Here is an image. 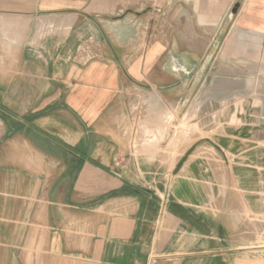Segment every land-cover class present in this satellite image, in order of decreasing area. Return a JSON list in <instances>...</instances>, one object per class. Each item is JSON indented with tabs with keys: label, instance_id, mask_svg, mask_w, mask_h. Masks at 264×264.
I'll return each mask as SVG.
<instances>
[{
	"label": "crops",
	"instance_id": "obj_1",
	"mask_svg": "<svg viewBox=\"0 0 264 264\" xmlns=\"http://www.w3.org/2000/svg\"><path fill=\"white\" fill-rule=\"evenodd\" d=\"M259 179L264 0H0V264H257Z\"/></svg>",
	"mask_w": 264,
	"mask_h": 264
},
{
	"label": "rangeland",
	"instance_id": "obj_2",
	"mask_svg": "<svg viewBox=\"0 0 264 264\" xmlns=\"http://www.w3.org/2000/svg\"><path fill=\"white\" fill-rule=\"evenodd\" d=\"M233 19L230 22L229 27L232 25ZM228 27V29H229ZM81 58H89L92 61H108L111 60L110 53L106 52L103 47H98V50L96 52L90 53V52H79ZM120 52H114V56H120ZM132 60V59H130ZM207 70L194 69V75L195 76H203L205 75ZM196 81V80H195ZM182 91L184 93V96L186 97V103L190 102L189 98H193L196 93L201 90V83L194 82L193 84L184 85L181 87ZM188 92V93H187ZM190 96V97H189ZM172 118V125L171 127L167 126V128H164L162 130L161 134H152L147 133V136L145 140L147 142L155 140L157 142L163 143L162 147V155H169L171 152V149L174 150V148L166 147L169 145L170 141H173L174 144L176 143H185L186 141V133H189L190 136L194 135L197 137H200V133L198 131V127L194 128L193 125L199 124L202 121V117L200 116H192V117H169ZM168 120V119H167ZM170 120V119H169ZM169 123V122H168ZM168 123L166 125H168ZM195 129V130H194ZM171 130V131H170ZM177 130V133H175ZM193 131V132H192ZM185 148L182 150L183 153H185ZM234 181H225V186H235ZM257 191L259 194L261 192L264 193V179L258 180L257 183ZM258 203L264 204V195H258ZM243 226L242 231L240 232L241 238H242V250L243 253V263L250 261L252 263L257 264H264V211L254 214L249 213H243Z\"/></svg>",
	"mask_w": 264,
	"mask_h": 264
},
{
	"label": "water",
	"instance_id": "obj_3",
	"mask_svg": "<svg viewBox=\"0 0 264 264\" xmlns=\"http://www.w3.org/2000/svg\"><path fill=\"white\" fill-rule=\"evenodd\" d=\"M237 8H238V6L234 9V11H233V13H232V16L230 17V19H229V20L227 21V23H226V26H225V29H224V30H227V29H228L231 20L233 19L234 15H235L236 12H237ZM217 47H218V43H217V44L214 46V48L212 49L209 58H212V57L214 56V54L216 53ZM199 82H200V79H197L196 83L198 84Z\"/></svg>",
	"mask_w": 264,
	"mask_h": 264
}]
</instances>
